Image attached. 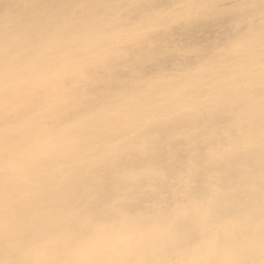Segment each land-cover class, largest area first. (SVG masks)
Listing matches in <instances>:
<instances>
[{
    "label": "bare ground",
    "instance_id": "bare-ground-1",
    "mask_svg": "<svg viewBox=\"0 0 264 264\" xmlns=\"http://www.w3.org/2000/svg\"><path fill=\"white\" fill-rule=\"evenodd\" d=\"M226 12L210 36L167 35ZM204 47L199 61L184 57ZM150 48L177 58L151 64L142 56ZM134 58L145 72L125 74ZM220 109L229 121L210 135L177 133L187 156L202 147V161L171 176L170 193L128 208L125 197L162 179L124 173L119 191L93 208L96 218L78 210L91 193L76 213L30 209L17 224L1 217L0 239L3 228L29 224L32 244L15 250L0 240V251L11 249L17 264H264V0H0V211L32 196L53 204L43 188L70 186L104 152L131 161L126 151L142 152L155 135L147 126L162 132L168 120ZM166 145L159 149L171 163Z\"/></svg>",
    "mask_w": 264,
    "mask_h": 264
},
{
    "label": "rangeland",
    "instance_id": "rangeland-1",
    "mask_svg": "<svg viewBox=\"0 0 264 264\" xmlns=\"http://www.w3.org/2000/svg\"><path fill=\"white\" fill-rule=\"evenodd\" d=\"M227 15H229V16H227ZM230 16H231V14L226 12L224 14V16H217L215 14L212 17L209 16V17L204 18L202 20L199 19L200 21L195 20V21H192L190 23L182 24V25H181V23H177L175 26L171 27L168 30L167 35L171 34V35H169L170 38L179 39L180 41H182L184 43L185 42L188 43L190 41H193L194 38L196 39L197 35L198 36L200 34L203 36L212 35V33L215 30V27L216 26L219 27L222 23L227 22L228 19L230 18ZM128 17H131V14ZM233 17H234V15H233ZM220 20L222 23L221 22L219 23ZM194 28H196V29L194 30ZM205 30H207V31H205ZM150 34H151V32L149 33V35ZM179 36H180V38H179ZM212 47L213 46H211V48ZM211 48L210 47H207V48L204 47V48L196 49L194 51L192 50L190 53L187 52L184 55V57H189L192 61L197 62L202 58V56H205V54H207ZM207 49H208V51H207ZM157 50L158 49H156V48H150L147 51H145V54H143L142 56L144 59H147V58L150 59L149 62H151V64H158V65H163V64L166 65L167 63L169 64L172 61H174V59L177 58L176 55H174V54H167V53L161 52V50H158V51ZM171 57H172V59H170ZM139 59L134 58L132 60V61H134L133 62L134 65L130 66L128 68V70L125 72V74H128V75L129 74L132 75V73L133 74H140L144 71L143 68L145 69V66L143 67L144 64L139 62ZM75 94H79V93H75ZM223 105H225V104H223ZM224 112H225V109H220V110H216V111L215 110L209 111L206 113L205 112H197L196 115H190L189 116L190 118H188V120L180 121L178 123L170 122L168 120L165 123V127H164L165 131H162V132L160 130L162 126L160 127L159 124L149 125V126H147L148 127L147 129L154 130L155 135H154L152 140L149 139L151 141H149V140L147 141V144H146V146L144 145V149L142 152L135 154L133 151L129 150L130 151L129 152L130 154H129L128 150L126 151V153H127L126 155H128L129 157L131 156L130 157V158H132L131 161H125L122 158V156H117V155L114 156V159H110V157H108L109 156L108 153H105V152L103 153V151L100 150V152L104 154L102 156V159H101V162L103 163V165L101 166V164H102L101 163L98 165L88 167V169L85 170L84 174L80 175L78 178H75L73 180V182L69 183L70 186L68 184H66L68 189L66 188L65 184H63L64 188H63V185H61V187L63 189L57 188L56 190L55 189L50 190L47 188L48 189L47 190L46 187L42 189V192H45V191L48 192V194H46V195H48V197H46V198H48L50 200L52 199L53 204H51V201H48L49 203L43 202L42 203L43 206L40 207L35 202L36 200H34V196H32L31 198H28L27 201H24L21 203L20 202L7 201L6 206H4L5 210L0 211V218L5 216V215H11V217H13L14 220L16 221L15 224H17L23 218L26 211H28L30 209L34 210L35 213H37L40 216L44 215L43 217H48V216H50V215H52L58 211L64 212V210L65 211L67 210L66 212H69L71 209H72V212H70V213H73L74 211H75L74 213H76L77 209L75 207H76V205L79 204L78 201L79 200H80L79 202H82L81 200L85 201L87 199L86 196L89 195L90 193H91V195H89V196H91V201L89 202V207L88 206L86 207L87 210H84V209H83L84 211L82 209H81L82 211H80V209H78V210L80 213L85 212V211L89 212L91 214V217L96 218L99 214L98 215H97V213L95 214V211H92L93 208H96V207L104 204L108 200V198L110 197L111 192H113V191L118 192L119 191V189L124 185V182H126V179L123 177L124 173L127 175L133 174L134 182L136 179L139 180V182L144 181L150 176L157 177L158 179L161 178L162 180L161 181L158 180L157 183L153 184L154 186L152 188H150L149 191H147V192L140 191L139 195L137 193L138 197L128 196V197H125L123 199L122 205H125L128 208H129V206H132L131 208L140 209V208H142V206H141L142 199H144L146 197H151L152 199H157L156 194H155L156 191H164L166 193H170L172 190H174L173 187L170 185L171 176H173V178L175 179V177L177 175H178V177L180 176L182 171H183V173L188 172L186 170V164L195 163V162L197 163L198 160L202 161L201 156L198 157V155L202 151V147H195V150H196L195 153L196 154H194L193 156H187L180 149L181 140L179 139V135L177 133H180V132L183 133L184 132L185 136L186 137L188 136L187 138H189V137L190 138L200 137L206 133H208L210 135L211 131L215 128V126L219 127L221 125V123L223 125L225 122V119L227 121H229L227 114H225ZM186 121H188V122H186ZM170 133H171V135H169ZM117 134H115V136H117ZM157 136H158V138H157ZM112 137H114V136H112ZM83 140L84 139H82L80 141L79 146L82 145L81 143ZM154 141H156L157 143ZM162 142H166V144H167L166 146L169 149L168 153H170V155H172L173 160L171 161V163H166V161L164 159V154L159 149V145ZM154 151H155V153H154ZM131 152H133L132 155H131ZM106 155H108V156H106ZM48 160L49 159H44V162H47ZM110 160H114V161H110ZM193 160H195V161H193ZM116 162H120V163H116ZM105 163H106V165H105ZM140 163H142V164H140ZM110 166H112V167H110ZM102 170H103V172H102ZM192 174L193 173H189L190 178H191ZM174 179H172V180L174 181ZM127 181H128V179H127ZM197 181H198L197 179L196 180L192 179L191 186L192 187L195 186V184L198 183ZM159 185H160V187H159ZM53 188H55V187H53ZM91 188H92V190H91ZM59 189L61 191L62 190L63 191L60 192ZM43 190H45V191H43ZM51 191H53V192H51ZM56 191H58V192H56ZM77 194H79V196ZM92 194H94V195H92ZM37 195L41 196L40 191ZM46 195H44L43 197H45ZM139 197H141V198H139ZM70 199H73V200L70 201ZM47 204H49V205L47 206ZM52 207H54V208H52ZM42 209L45 211L42 212ZM79 212L77 214H72L71 219L68 222V224L69 223H71V224L68 226H74L75 225V223L78 221V218L80 216ZM74 215H76L75 216L76 218H74ZM29 229H30L29 224H27V226L23 227V229H21V230H20V228H17L16 226L13 228H9V227L3 228L2 233L3 234L5 233V234H4V237L1 238L0 240L2 241V243H5V241H6L7 244H10L9 245L10 247L13 245V248H15V250H17V248L20 249V246H22L24 244V242H22V241L25 239H26L25 245H29V243L32 244V241H31L32 238L29 237ZM9 241H11V242H9ZM10 251H11V249L8 252H7V250L2 251V252L0 251V264H17V262L15 261L16 259L9 257ZM162 252H164V251L162 250V251L157 252L158 255H160V257L162 256ZM2 254H3V256H2ZM1 259H3L4 262Z\"/></svg>",
    "mask_w": 264,
    "mask_h": 264
}]
</instances>
